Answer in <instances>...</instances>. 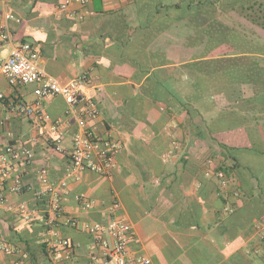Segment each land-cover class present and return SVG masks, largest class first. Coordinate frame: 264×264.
I'll return each instance as SVG.
<instances>
[{"label":"crops","instance_id":"0c3cea01","mask_svg":"<svg viewBox=\"0 0 264 264\" xmlns=\"http://www.w3.org/2000/svg\"><path fill=\"white\" fill-rule=\"evenodd\" d=\"M63 1L0 4V20L5 11L16 17L7 22L10 39L0 41V63L14 44L28 42L38 68L60 83L86 75L82 92L100 108L93 121L97 134L116 144L114 164L106 174L69 172L78 127L63 97L40 99L34 91L37 83L12 86L0 72V157L8 147L33 152L32 159L13 160V168L0 174V242L12 248L0 250V264L63 262L61 246L47 242L45 216L48 186L63 179L67 185L58 188V195L66 212L80 222L78 228L59 226V239L74 244V254L64 264H91L94 252L103 261L84 224L107 223L113 217L132 225L128 252L133 264H264V204L248 203L243 190L250 194L252 186L241 182L258 177L244 156L264 163V85H245L239 100L230 92H213L207 123L196 112L192 119L178 103L165 108L154 102L150 77L155 69L186 64L201 54L204 44H188L194 29L181 21L154 32L153 0H71L66 9ZM243 42L246 52L229 49L230 54L209 56L251 57V49L264 51ZM153 53L164 54L171 63L153 66ZM20 104L40 109L25 114ZM221 143L251 169L222 187L229 203L237 201L233 211L222 205L211 169L222 159ZM44 170L46 183L40 178ZM18 177L22 189L15 192L11 187ZM241 183L242 192L232 188ZM76 195L96 204L84 210ZM23 203L29 216L21 211ZM250 208L257 214L252 220Z\"/></svg>","mask_w":264,"mask_h":264},{"label":"trees","instance_id":"16d2710c","mask_svg":"<svg viewBox=\"0 0 264 264\" xmlns=\"http://www.w3.org/2000/svg\"><path fill=\"white\" fill-rule=\"evenodd\" d=\"M156 1L153 0L155 4L152 12L153 25L150 27L154 32L164 30V27L159 28V26L170 27L176 22L184 21L194 29V35L190 37L188 44L192 46L204 44V48L201 54L196 55L191 62L173 68L155 69L152 72L150 80L154 81L156 92L154 102H163L165 108H171L172 104L178 103L192 119L196 116V112L202 121L207 123L206 114L214 103L213 92H230L232 98L239 100L245 85H264L263 50L259 52L256 49H251L250 52L253 53L251 57L209 56L222 48L246 52L243 48V41L247 34L246 32L241 33L240 24L234 22L229 13L237 11L252 23L264 28V2L253 1L251 4L232 6L227 0H223V2L221 0L220 3L217 0H179L173 3H166L165 0ZM221 2L224 4L222 5ZM251 44L255 48L258 46V43H254V41ZM170 63L171 61L164 54H152L153 66ZM161 91L167 93L168 97L164 98L163 95L161 97ZM220 147L221 150L218 154L222 156V159L214 169H211L216 175L217 192L222 205L228 211H233L236 209L237 201L229 203L225 193L221 191L222 187L226 182H231V177H235V175L238 177L237 173H251V169L241 165L233 153V148L223 143L220 144ZM237 177L236 179L240 180ZM241 182L252 186L250 194L243 190L244 198H247L248 203L254 206L258 200L264 204V198L262 199L256 194V189L261 186V181L258 178H255L254 181L250 179ZM242 183L232 185V188L242 192ZM234 193L236 195V192ZM255 211L254 208L249 209L250 220L257 216Z\"/></svg>","mask_w":264,"mask_h":264},{"label":"built area","instance_id":"2783aa9c","mask_svg":"<svg viewBox=\"0 0 264 264\" xmlns=\"http://www.w3.org/2000/svg\"><path fill=\"white\" fill-rule=\"evenodd\" d=\"M8 0H0V4H5ZM89 0H80L81 3H87ZM71 0H65L61 8L66 9ZM10 11L4 12V20H0V41L9 40L10 32L8 21L15 19ZM35 53L32 45L28 42L14 44L9 56L0 63V72L6 76L12 86L27 85L37 83L34 91L36 95L43 99L52 95H60L68 105L67 113L74 115L77 123V130L73 136V144L69 150L71 167L69 172L73 171H91L106 174L114 164V155L116 144L108 139L102 138L96 132L93 121L100 115V108L97 102L86 97L82 92V85L86 80V75L73 78L66 84L60 83L54 76L40 70L35 62ZM0 94V97H3ZM19 108L25 114H33L40 108L30 107L26 104H20ZM61 142V137L56 140ZM33 152L26 147H8L7 154L0 157V174H5L13 168L14 161L23 158L30 160ZM40 178L43 182L48 181L46 171H42ZM67 181L61 180L56 185L48 186V199L45 210L46 224L48 225L47 242L57 243L61 246V261L69 260L74 254V244L67 239H59V226L66 224L78 228L80 222L75 217L70 216L60 200L59 187H66ZM3 185L0 182V202L3 195L1 190ZM22 181L18 177L16 184L11 187L12 191H20ZM76 199L84 210L91 209L96 201L76 195ZM118 203L115 202V206ZM21 211L29 216L30 209L26 204L21 205ZM84 229L90 233L95 242L92 244L93 249H100L103 261L98 262L97 254L94 252L91 264H133L129 256L128 245L132 234V225L119 217L111 218L107 223L93 222L84 224ZM54 239V240H53ZM55 241V242H53ZM0 250L10 252L12 248L3 242H0ZM148 263L147 258L141 259ZM59 264H64V263Z\"/></svg>","mask_w":264,"mask_h":264},{"label":"rangeland","instance_id":"374dc122","mask_svg":"<svg viewBox=\"0 0 264 264\" xmlns=\"http://www.w3.org/2000/svg\"><path fill=\"white\" fill-rule=\"evenodd\" d=\"M179 0H165L166 3H173ZM199 1V0H196ZM202 1V0H201ZM221 0H217L218 3H220ZM253 1H262L264 2V0H227V2H229L230 5H236V4H251ZM223 2V0H222ZM221 4L223 5L224 3ZM219 4V6L222 7V5ZM230 18L233 19L234 22H237L240 24L239 26V30L241 31V33L246 32V36H244L245 40H248L250 42L254 41V43H258V46L261 48H264V31L262 30L263 28L252 23L251 21H249L247 18L243 17L240 13H238L237 11H231L229 13ZM190 27V26H189ZM191 29H193L192 27H190ZM229 49L227 48H222L219 51H217L216 53H218V55H224V54H230ZM185 56H189V54L187 53V55ZM246 161L247 164H252L254 168L257 169L256 171V175L258 176L257 178L261 181V186H259L256 189V194L259 195L260 197H262V199L264 198V163L262 161V158L260 157H255V156H249L246 155L243 157Z\"/></svg>","mask_w":264,"mask_h":264}]
</instances>
